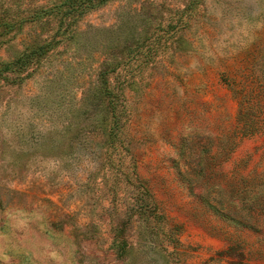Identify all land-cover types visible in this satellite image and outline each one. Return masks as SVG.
Returning <instances> with one entry per match:
<instances>
[{
	"label": "rangeland",
	"instance_id": "rangeland-1",
	"mask_svg": "<svg viewBox=\"0 0 264 264\" xmlns=\"http://www.w3.org/2000/svg\"><path fill=\"white\" fill-rule=\"evenodd\" d=\"M58 26H0V69ZM73 27L0 76V264H264V0H113Z\"/></svg>",
	"mask_w": 264,
	"mask_h": 264
},
{
	"label": "trees",
	"instance_id": "trees-1",
	"mask_svg": "<svg viewBox=\"0 0 264 264\" xmlns=\"http://www.w3.org/2000/svg\"><path fill=\"white\" fill-rule=\"evenodd\" d=\"M51 1H53V3L50 5H46V3L39 6H29L23 10L16 8V2L10 3L9 5H7V3L5 4L3 1V3H0V26H4L5 29L8 28V31L12 30L16 23H18V26H21L24 23L33 24L37 22L39 25H50L53 20H58L59 22L57 30L51 37L48 36L36 39V42L26 47L25 52L14 62L3 64L2 69H0V76L2 73L9 71L12 66H17V68L20 70L22 69L24 73H27L29 70L30 72H35L39 63L50 55L55 46L62 43L63 40L69 39L70 32H74L75 30L73 25L76 24L80 17L85 15L88 11L96 9L113 0ZM18 14H21L22 18H19ZM60 32L61 36L57 37ZM66 33L67 35L65 36ZM108 70L109 69L101 65V68L97 71V78L103 81L105 85L99 90L98 88L96 89L94 95L95 101L93 104L96 103L99 109H105L100 118L99 129L100 131H106L107 138L109 139L114 135V130L119 129V125L116 118H113L116 104L113 102L114 96L112 92H114V89L110 87L108 78L109 72H114L115 68ZM101 105L102 107H100ZM90 113L91 109L89 111V114Z\"/></svg>",
	"mask_w": 264,
	"mask_h": 264
}]
</instances>
